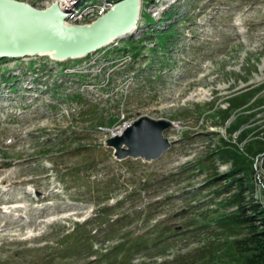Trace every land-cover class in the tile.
<instances>
[{"label": "rangeland", "instance_id": "1", "mask_svg": "<svg viewBox=\"0 0 264 264\" xmlns=\"http://www.w3.org/2000/svg\"><path fill=\"white\" fill-rule=\"evenodd\" d=\"M169 1L85 63H115L108 93L46 58L0 60V264H246L237 242L251 230L232 219L236 199L264 207V0ZM250 90L255 109L226 118ZM140 116L177 125L164 132L172 146L118 161L105 141ZM223 141L252 166L240 197Z\"/></svg>", "mask_w": 264, "mask_h": 264}, {"label": "water", "instance_id": "2", "mask_svg": "<svg viewBox=\"0 0 264 264\" xmlns=\"http://www.w3.org/2000/svg\"><path fill=\"white\" fill-rule=\"evenodd\" d=\"M141 12L142 0H119L99 19L76 25L67 21L69 15L59 3L39 9L18 0H0V59L48 56L66 62L85 58L131 36ZM173 126L169 120L142 116L105 145L114 149L118 161H156L172 146L164 132Z\"/></svg>", "mask_w": 264, "mask_h": 264}, {"label": "trees", "instance_id": "3", "mask_svg": "<svg viewBox=\"0 0 264 264\" xmlns=\"http://www.w3.org/2000/svg\"><path fill=\"white\" fill-rule=\"evenodd\" d=\"M256 93L257 91L250 90L230 98L228 100L229 107L222 111L226 115V118L230 117L231 110H236V112L239 109H247L250 112L253 111L255 109L253 104L259 100V97H256ZM228 130H231V126ZM262 134L264 135V131ZM223 146L227 148H222L220 150V154L223 156L233 155V162L235 163V169L224 177V180L230 182V185H227L226 188L228 189L227 191L230 192L236 186L239 190L238 197H240L243 192L252 189V185L250 184V180L252 179V166L249 164L246 157L240 155L239 152H234L231 149L230 142L223 141ZM262 146L264 149V143H262ZM246 151L248 155L255 154L250 146L247 147ZM241 175L244 176L243 179L240 178ZM245 180L249 184H245ZM236 202L240 203V205L239 211L232 219L233 223L243 224L251 230L250 235L246 239L237 242L243 253L249 255L246 258V264H264V207L258 202L254 203V201L249 204H245L242 200L236 199ZM119 247L120 246L116 248L118 249Z\"/></svg>", "mask_w": 264, "mask_h": 264}, {"label": "bare ground", "instance_id": "4", "mask_svg": "<svg viewBox=\"0 0 264 264\" xmlns=\"http://www.w3.org/2000/svg\"><path fill=\"white\" fill-rule=\"evenodd\" d=\"M115 1L116 0H97L96 2H88L81 6L79 4L83 2V0H54L52 3L46 4V7H50L53 3H59L68 12L69 21L71 23H79L88 19L89 17L96 19L103 16L112 7ZM147 12H151L150 9H147ZM24 82L26 85L34 84L33 81L28 80L27 78ZM38 86L42 87V85ZM30 89H33V87L27 88V90L29 91ZM12 90L13 89H11V91ZM117 132H115L117 135H121L123 133V130L120 129V131Z\"/></svg>", "mask_w": 264, "mask_h": 264}]
</instances>
